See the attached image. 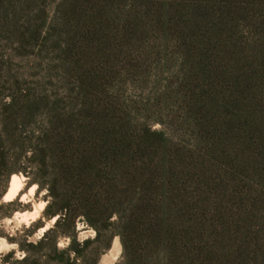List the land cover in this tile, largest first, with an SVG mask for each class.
<instances>
[{"label":"rangeland","instance_id":"374dc122","mask_svg":"<svg viewBox=\"0 0 264 264\" xmlns=\"http://www.w3.org/2000/svg\"><path fill=\"white\" fill-rule=\"evenodd\" d=\"M46 138L124 182L127 247L113 236L97 264H136L147 212L184 264H264V0H0V220L69 191L56 162L27 160ZM45 208L0 236L28 253Z\"/></svg>","mask_w":264,"mask_h":264},{"label":"trees","instance_id":"16d2710c","mask_svg":"<svg viewBox=\"0 0 264 264\" xmlns=\"http://www.w3.org/2000/svg\"><path fill=\"white\" fill-rule=\"evenodd\" d=\"M60 144L46 138L36 148L41 152V159L37 160L36 156L28 157V159L25 157L31 163L36 161L45 164L49 160L56 162V167L58 166V170L62 173L61 178L66 181L65 185L69 191L59 190L58 186L48 188V203L45 211L53 217L55 224L45 231L36 244L29 243L28 248L23 247L28 253L15 264H97L102 251L110 246L115 235L120 236L124 249L127 247L120 224L124 219L122 217L124 202L121 200L124 193L123 180L117 176H110L107 171L94 172L89 160L83 156L84 154H73L65 158L60 154V149H62ZM22 146L23 152L26 147L28 149L31 147L26 146L25 143ZM1 148L0 145V155L2 154ZM22 151L19 156L22 155ZM62 185L65 187L64 184ZM127 209L133 212L130 206ZM147 215L145 224L148 226V234L145 236L143 245L135 247L134 258L137 260L134 259V262L136 264H184L174 256L175 248L172 246V234H170L172 229L167 231V228L163 233L160 231V236L164 237V241L162 238H156L157 230L155 231L152 225V212H147ZM114 216L116 220H113ZM129 220L131 221V217ZM78 222L95 229L96 234L93 239L78 240ZM61 236L70 238L67 247H58V240ZM178 248L188 253L182 255L183 260L193 258L194 243L190 240ZM138 250L142 253L138 254L137 252H140ZM89 254L93 255L90 261L87 260ZM5 261L7 257L2 260L1 264Z\"/></svg>","mask_w":264,"mask_h":264},{"label":"clouds","instance_id":"9594fccd","mask_svg":"<svg viewBox=\"0 0 264 264\" xmlns=\"http://www.w3.org/2000/svg\"><path fill=\"white\" fill-rule=\"evenodd\" d=\"M35 186L33 188H30L25 195L21 196L20 199L23 201H30L32 200V192L34 190ZM17 191V186H13L11 189L8 190L7 194L2 197L3 201H9L11 200ZM40 196H44V192L42 191L40 193ZM45 201L44 200H38L33 202V211L31 212H25L23 214L16 213V217L14 218L15 222L13 220H9L7 218H4L3 220H0V224H3L5 231L7 232L8 236H14L16 234V229L20 228L21 222H23L25 225L31 223V221H34L37 219L38 216H40V210L45 207ZM43 219V217H41ZM47 221H45V227L47 226ZM44 231V228H40L36 233H34V236L36 239H39L40 234ZM31 239V237L29 238ZM35 242V240H33ZM69 244V239L67 237L58 240V247L64 248L67 247ZM18 245L15 242H9L7 238L4 236H0V253L7 254L11 250L14 251L13 259L15 260H21L26 255L25 252L21 250H17Z\"/></svg>","mask_w":264,"mask_h":264},{"label":"bare ground","instance_id":"6f19581e","mask_svg":"<svg viewBox=\"0 0 264 264\" xmlns=\"http://www.w3.org/2000/svg\"><path fill=\"white\" fill-rule=\"evenodd\" d=\"M19 178H20V177H19L17 174L12 175L8 190L11 189L13 186H17V191H16V194H17V192H18V190H19V188H20V185H19ZM8 190H7V192H8ZM6 194H7V193H6ZM16 194H15V196H16ZM15 196H14V197H15ZM14 197H13V198H14ZM53 221H54V219H53Z\"/></svg>","mask_w":264,"mask_h":264}]
</instances>
